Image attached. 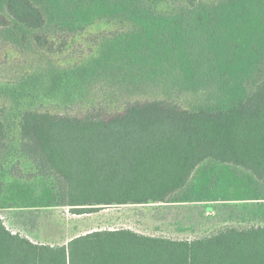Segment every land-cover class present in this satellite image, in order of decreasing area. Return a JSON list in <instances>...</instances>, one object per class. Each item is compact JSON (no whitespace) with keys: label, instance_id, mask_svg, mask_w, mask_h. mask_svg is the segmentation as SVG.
Segmentation results:
<instances>
[{"label":"trees","instance_id":"trees-1","mask_svg":"<svg viewBox=\"0 0 264 264\" xmlns=\"http://www.w3.org/2000/svg\"><path fill=\"white\" fill-rule=\"evenodd\" d=\"M79 10L97 24L113 22L116 32L100 61L72 73L66 95L82 88L78 76L84 83L111 77L115 91L130 94L199 93L212 81L215 103L188 108L138 98L106 116L26 109L22 142L64 178L65 205L81 214L103 205L173 202L208 159L264 182V0L70 2V15ZM6 12L36 31L39 47L49 44L41 34L45 10L34 0H7ZM8 23L0 14V24ZM6 128L0 114V158ZM3 194L0 179V201ZM256 203L264 211V197ZM0 264H264V224L228 226L194 240L98 229L54 245L13 233L0 218Z\"/></svg>","mask_w":264,"mask_h":264},{"label":"rangeland","instance_id":"rangeland-1","mask_svg":"<svg viewBox=\"0 0 264 264\" xmlns=\"http://www.w3.org/2000/svg\"><path fill=\"white\" fill-rule=\"evenodd\" d=\"M89 1L34 0L44 8L48 23L41 34L49 44L42 48L35 41L36 31L17 24L6 12L7 0H0V14L10 18L9 25L0 24V114L8 131L7 147L0 158L4 186L0 218L6 227L33 242L56 245L98 229L130 228L151 236L194 240L228 226L264 224V211L258 212L256 205L257 198L264 197V182L243 167L212 159L195 169L188 186L174 195L173 202L103 205L81 214L65 205L64 178L29 153L22 142L19 121L26 109L106 116L119 113L138 98H168L188 108L215 103L212 81L199 93L150 88L130 94L115 91L117 81L111 77L84 83L78 76L82 88L66 95L72 73L100 61L96 58L102 48L115 38L113 22L97 24L83 10L69 14L70 2ZM55 3L62 7L54 9Z\"/></svg>","mask_w":264,"mask_h":264}]
</instances>
